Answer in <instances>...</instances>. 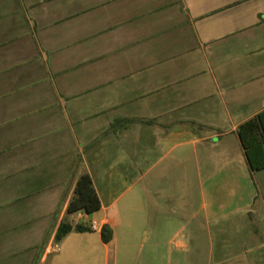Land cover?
Instances as JSON below:
<instances>
[{
    "label": "crops",
    "instance_id": "obj_1",
    "mask_svg": "<svg viewBox=\"0 0 264 264\" xmlns=\"http://www.w3.org/2000/svg\"><path fill=\"white\" fill-rule=\"evenodd\" d=\"M263 107L264 0H0V264H264L235 182ZM81 174L99 207L66 216Z\"/></svg>",
    "mask_w": 264,
    "mask_h": 264
},
{
    "label": "trees",
    "instance_id": "obj_2",
    "mask_svg": "<svg viewBox=\"0 0 264 264\" xmlns=\"http://www.w3.org/2000/svg\"><path fill=\"white\" fill-rule=\"evenodd\" d=\"M235 133L243 151L247 167L254 171L264 168V107L252 117L242 121L236 126ZM99 207L97 195L91 185L87 174H81L75 180L73 190L65 207V215L76 212L89 214ZM89 231L84 223L77 222L72 225L69 218L62 219L54 233V241H59L69 231ZM99 238L106 243L111 238V229L102 224L99 229Z\"/></svg>",
    "mask_w": 264,
    "mask_h": 264
},
{
    "label": "rangeland",
    "instance_id": "obj_3",
    "mask_svg": "<svg viewBox=\"0 0 264 264\" xmlns=\"http://www.w3.org/2000/svg\"><path fill=\"white\" fill-rule=\"evenodd\" d=\"M238 162H241L243 166L239 167L236 164L235 168V182L236 183H258L264 185V168L260 170H254L250 171L246 168L244 165L245 162H243V158H237ZM242 192V191H240ZM88 226V222L85 223ZM68 245L69 244H62V242L59 244V252L56 253L57 256L64 255L68 251ZM85 247V244L81 243L76 248L77 253H75V256L69 260V262H61L59 264H99L98 254H95L93 251L88 255L84 254V250L82 249ZM145 249H142L140 255L141 257H145ZM173 256V254H172ZM174 258V256H173ZM154 264H157V260ZM172 264H175V261L172 260Z\"/></svg>",
    "mask_w": 264,
    "mask_h": 264
},
{
    "label": "built area",
    "instance_id": "obj_4",
    "mask_svg": "<svg viewBox=\"0 0 264 264\" xmlns=\"http://www.w3.org/2000/svg\"><path fill=\"white\" fill-rule=\"evenodd\" d=\"M88 228L90 230H96L98 228L97 222L94 220L88 221ZM57 250H58V247L56 245H54L53 251H57Z\"/></svg>",
    "mask_w": 264,
    "mask_h": 264
}]
</instances>
